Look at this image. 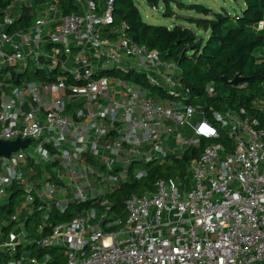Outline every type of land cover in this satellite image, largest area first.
Returning <instances> with one entry per match:
<instances>
[{"label":"built area","instance_id":"2783aa9c","mask_svg":"<svg viewBox=\"0 0 264 264\" xmlns=\"http://www.w3.org/2000/svg\"><path fill=\"white\" fill-rule=\"evenodd\" d=\"M71 2L65 12L62 0H12L0 20V140H28L0 156V207L15 206L0 218L12 224L0 254L21 249L0 264H48L26 249L33 241L61 249L65 264H264V97L252 111L193 105L177 63L129 36L114 0ZM25 9L31 22L12 27ZM205 92L215 94L213 82ZM201 139L184 176L155 179L125 198L124 217L113 212L106 196L121 183ZM87 200L70 220H48ZM36 211L38 232H51L30 241Z\"/></svg>","mask_w":264,"mask_h":264},{"label":"trees","instance_id":"16d2710c","mask_svg":"<svg viewBox=\"0 0 264 264\" xmlns=\"http://www.w3.org/2000/svg\"><path fill=\"white\" fill-rule=\"evenodd\" d=\"M35 4L45 0H33ZM99 1V0H96ZM245 9L241 14L230 16L226 12L213 13L212 18H190L198 28L208 32L206 38L182 25H174L171 28L162 25H153L145 22L134 0H114L113 15L117 22L126 21L128 34L135 41L146 44L148 47L158 50L168 60L175 61L181 70L182 82L189 89L190 103L204 106L207 110L213 105L216 110H226L245 105L249 110L250 102L256 97H264V27L258 29V24L264 21V0H243ZM12 0H0V20L4 14V8ZM65 12L73 10L71 0H62ZM166 6L169 0H165ZM168 7V6H167ZM190 9L210 14L211 10L203 5L190 4ZM30 9H25L23 15L13 24L14 28H23L33 19ZM165 16H170L166 12ZM235 73L245 77L246 85L242 88L228 86L223 77L231 79ZM132 80L139 81L150 93L163 91L149 85L142 75H129ZM29 79H36L34 75H28ZM213 82L215 94L208 96L205 92L206 85ZM252 111V109L250 110ZM208 112L207 117L210 118ZM264 121V112L258 113ZM221 135L220 140H224ZM205 140L201 139L198 147L189 148L181 157L173 158L171 164L148 163L145 165L147 174L141 179L129 178L121 183V187L112 194L107 195L108 201L113 206V212L124 217L123 201L131 194L143 193L151 189L155 179L161 177L170 179L186 174L187 165L191 160L200 156ZM229 147L230 145L227 144ZM92 201L71 204L64 212L53 211L48 220L53 224L70 220L80 211L89 208ZM13 199H9L7 206L0 207V218H7L14 212ZM41 212L36 211L31 218L25 220L27 239L33 240L46 237L51 228L44 226L43 231L38 232L41 223ZM33 222V223H32ZM12 224L0 227V234H7ZM28 250L38 260H43L47 254L50 256L48 264H65V256L57 247L42 248L37 242L27 244ZM21 249L16 255L0 254L2 263L19 257Z\"/></svg>","mask_w":264,"mask_h":264},{"label":"rangeland","instance_id":"374dc122","mask_svg":"<svg viewBox=\"0 0 264 264\" xmlns=\"http://www.w3.org/2000/svg\"><path fill=\"white\" fill-rule=\"evenodd\" d=\"M142 19L153 25H162L171 28L174 25H182L193 29L197 35L206 38L208 32L198 28L194 23L188 21L190 18H212L215 12H226L230 16L241 14L245 9L243 0H169L168 7L165 0H134ZM190 4L203 5L211 10L210 14L204 16L202 13L190 9ZM170 16H165V13ZM196 118V117H195ZM143 168V165H136ZM33 223V222H32Z\"/></svg>","mask_w":264,"mask_h":264},{"label":"water","instance_id":"95a60500","mask_svg":"<svg viewBox=\"0 0 264 264\" xmlns=\"http://www.w3.org/2000/svg\"><path fill=\"white\" fill-rule=\"evenodd\" d=\"M223 79L228 86H237L241 81L245 80V77H243L240 73H235L231 79H227L226 77H223ZM27 143L28 140H22V141L19 139H16L14 141L0 140V156L2 155L8 156L11 152L16 151L19 147L24 148L27 145Z\"/></svg>","mask_w":264,"mask_h":264}]
</instances>
